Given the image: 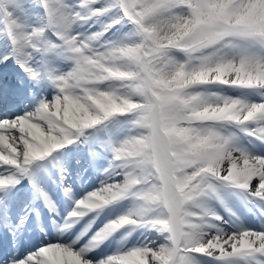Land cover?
<instances>
[{
    "label": "snow or ice",
    "instance_id": "snow-or-ice-1",
    "mask_svg": "<svg viewBox=\"0 0 264 264\" xmlns=\"http://www.w3.org/2000/svg\"><path fill=\"white\" fill-rule=\"evenodd\" d=\"M0 264H264V0H0Z\"/></svg>",
    "mask_w": 264,
    "mask_h": 264
},
{
    "label": "bare ground",
    "instance_id": "bare-ground-1",
    "mask_svg": "<svg viewBox=\"0 0 264 264\" xmlns=\"http://www.w3.org/2000/svg\"><path fill=\"white\" fill-rule=\"evenodd\" d=\"M6 83H7V82H6ZM20 107H22V105H20L19 102H18V103L16 104L15 108L18 110V109H21ZM73 159H75V157H74ZM73 159H72V160H73ZM100 162H106V161H105V160H101ZM83 168H85V167L83 166ZM103 179H104V176H103V175H101V176H96V177L94 178L93 181L90 180L88 186H86L87 189H90V191H91V190H93V189L98 188V187L100 186V181L103 180ZM82 189H83V188H82ZM85 191H86V190H82V193H81V194L83 195Z\"/></svg>",
    "mask_w": 264,
    "mask_h": 264
}]
</instances>
